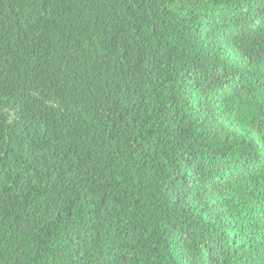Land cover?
I'll return each mask as SVG.
<instances>
[{
  "label": "trees",
  "instance_id": "16d2710c",
  "mask_svg": "<svg viewBox=\"0 0 264 264\" xmlns=\"http://www.w3.org/2000/svg\"><path fill=\"white\" fill-rule=\"evenodd\" d=\"M0 264H264V0H0Z\"/></svg>",
  "mask_w": 264,
  "mask_h": 264
}]
</instances>
